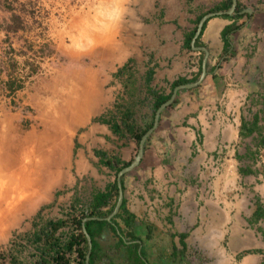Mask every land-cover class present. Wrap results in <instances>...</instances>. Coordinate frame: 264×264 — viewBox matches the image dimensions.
Masks as SVG:
<instances>
[{
  "label": "crops",
  "instance_id": "0c3cea01",
  "mask_svg": "<svg viewBox=\"0 0 264 264\" xmlns=\"http://www.w3.org/2000/svg\"><path fill=\"white\" fill-rule=\"evenodd\" d=\"M224 2L136 0L137 13L121 32L135 40L130 38L127 47H108V111L116 112V102L125 91L114 75L133 59L139 77L135 117L145 126L144 119L153 110L144 103V77L153 73L152 86L159 89L198 74L205 53L186 48V36L198 27L202 14ZM263 2L252 1L249 7L254 12L249 17L235 20L218 15L206 22L201 45L196 47L210 52L208 76L199 87L179 93L176 103L162 114L139 168L123 178V217L130 223L123 218L108 222L97 237V264H138V257L143 264H206L204 259H211L209 264H257L264 258L245 251L257 246L260 232L251 228L257 196L250 191L264 197V175L256 170L260 162L251 160L250 152L257 148L264 152V147L257 133L242 136L243 123L263 109L264 94L258 89L264 85ZM233 23L242 26L227 35ZM228 39L231 52L226 56ZM104 102L94 95L84 117L55 127L48 146L51 156L44 162L49 167L41 174L42 191L25 207L33 214L24 219L14 214L12 226L25 224L26 230L27 223L41 225L44 214L46 221L60 219L62 209L75 198L86 205L96 191L109 188L117 178L97 151L122 162L134 159L136 141L97 121L106 113ZM260 124L264 128V122ZM247 165L256 173L242 174ZM263 197L259 198L264 203ZM194 253L201 255L200 263H195Z\"/></svg>",
  "mask_w": 264,
  "mask_h": 264
},
{
  "label": "rangeland",
  "instance_id": "374dc122",
  "mask_svg": "<svg viewBox=\"0 0 264 264\" xmlns=\"http://www.w3.org/2000/svg\"><path fill=\"white\" fill-rule=\"evenodd\" d=\"M243 1L252 5L253 0ZM139 5L136 0H0L1 253L13 249L12 240L21 243L24 236L34 232L33 224L26 222L30 228L25 230V224L14 227L10 220L14 214L21 219L33 214L25 207L42 191L41 174L49 167L44 162L51 156L48 146L55 137V127H65L73 118L83 116L94 95L103 98L101 105L108 111V47H127L130 38L135 40L121 32ZM143 8L141 5V13ZM261 8L264 10V4ZM14 15L20 18V27L7 31ZM43 23L46 28L49 24L52 32L43 28L39 34ZM45 38L49 41L42 45L40 41ZM44 46L51 48L50 55L40 52ZM10 48L15 68L10 64ZM8 81H14L16 90L8 87ZM258 89L264 94V85H258ZM261 150L259 166L264 171ZM250 192L263 197L260 192ZM84 198L87 200V196ZM65 211L62 209L61 214ZM46 218L44 214L41 223ZM254 227L264 228V220L251 225ZM260 233L261 242L245 251L264 254L256 252L264 250ZM33 253L28 247L19 257L33 263ZM193 256L195 263H200L201 255ZM204 261L212 263L211 259ZM257 264H264L263 256Z\"/></svg>",
  "mask_w": 264,
  "mask_h": 264
},
{
  "label": "trees",
  "instance_id": "16d2710c",
  "mask_svg": "<svg viewBox=\"0 0 264 264\" xmlns=\"http://www.w3.org/2000/svg\"><path fill=\"white\" fill-rule=\"evenodd\" d=\"M224 4L218 5L211 9L209 13L213 12H226L232 6V0H224ZM244 7L239 4L238 9L234 16H229L224 14L223 16L229 19H234L238 17H249V15L242 13ZM208 13V14H209ZM206 14H202L197 23ZM20 18L17 15L12 17V24L8 25L6 28L7 31L13 30L16 31L20 27ZM206 25V24H205ZM198 26V25H197ZM242 25H230L226 34H230L239 30ZM205 27V26H204ZM204 30V29H203ZM197 32V27L186 36L185 47L189 50L192 47V41ZM203 34V31L198 38L196 45H201L200 39ZM230 41L226 43L225 55L227 56L230 51ZM51 48L44 46L40 49V52L43 55H50ZM13 49L10 48V64L15 68L16 63L13 59ZM227 58V57H226ZM202 61L200 62V71L194 77H180L173 82H167L166 87H161L157 89L152 86L153 73H148L144 77V84L146 86L145 97L146 101L144 103L151 104L153 112L149 113L147 119L144 121L147 123L145 126L139 123L138 119L135 117L134 103L136 99V91L138 90V71L135 68V62L133 59H130L123 67H121L118 72L114 75L116 79L120 80L124 84V96H120L116 102L115 111H107L105 114L97 118V121L101 123L111 124L114 132L121 137H126L129 135L137 143V150L139 144L146 134V132L153 126L155 113L164 104L169 100L173 94V91L176 87L184 84H189L197 81L202 72ZM212 72V71H211ZM8 87L11 90H16L14 81L7 82ZM169 89V91H168ZM125 96H128V100L125 99ZM176 103V102H175ZM174 103V104H175ZM116 117H119L117 119ZM264 122V101L262 111L254 114L252 121H246L243 123L242 128L246 130V133L242 131V136H252L254 133H257L258 136H261L260 144L264 147V128L260 124ZM249 153V152H248ZM97 154L101 156L102 163L107 167L109 166L115 172L116 178L118 173L125 167L129 166L130 162H122L117 157L108 158V154L97 151ZM252 158L255 157V153L250 152ZM242 174H251L256 173L252 169L251 165L241 169ZM258 172V171H257ZM119 196V188L117 179L110 187L105 191H96L91 200L87 201L86 205L81 203V200L75 198L74 203H72L67 210L65 215L57 220H47L41 225L34 223V232L31 235L24 236L21 243L18 240H12L13 249L8 253L0 252V263L1 264H86V257L88 253V242L86 235L83 231V226L85 225L89 234L93 239V251L91 255V264L96 263V253H97V237L102 233L108 222L103 220H90L84 222L87 217H98L106 218L109 216L117 203ZM125 203V202H124ZM256 210L250 219L252 224L259 223L264 220V203L261 202L260 198L256 200ZM88 210V212H87ZM125 204H123L120 213L115 217L123 218L126 223H130L128 218L123 217L125 214ZM263 239H264V229H262ZM28 247H32L34 250L33 263H27L23 261L19 256L26 250ZM8 261V262H7ZM138 264H143L140 258H137Z\"/></svg>",
  "mask_w": 264,
  "mask_h": 264
},
{
  "label": "water",
  "instance_id": "95a60500",
  "mask_svg": "<svg viewBox=\"0 0 264 264\" xmlns=\"http://www.w3.org/2000/svg\"><path fill=\"white\" fill-rule=\"evenodd\" d=\"M239 6V0H232V6L231 8L226 11V12H213V13H209L206 16H204L201 21L198 24L197 27V32L195 34V37L192 41V47L195 51H201L205 53V57L203 60V64H202V72L201 75L199 77V79L193 83H189V84H184V85H180L178 87H176L173 91V94L171 96V98L169 100H167L164 104L161 105V107L156 111L155 113V119H154V124L153 126L146 132V134L143 136L137 153L132 161V163L123 168L117 175V183H118V188H119V196H118V200L117 203L115 205V208L113 210V212L107 216L106 218H98V217H87L84 222L90 221V220H99V221H107V222H112L113 219L120 213L123 203H124V189H123V178L129 174L132 173L133 171H135L137 168H139L144 156H145V152H146V147H147V143L150 139V137L157 131V129L159 128L160 125V121H161V117L162 114L164 113V111L171 107L175 102L176 99L179 95V93L183 90H190V89H194L199 87L204 80L206 79V77L208 76V70H207V64H208V59H209V54L210 52L208 51L207 48L205 47H196V42L198 40V38L200 37L203 28L206 24V22L211 19L214 16H218V15H224V14H228L229 16H234L237 9ZM254 11L252 10V8H246L242 13H247V14H252ZM88 212V210H87ZM83 231L86 235L87 238V242H88V253H87V257H86V264H91V255H92V251H93V239L91 237V235L89 234L86 226H83Z\"/></svg>",
  "mask_w": 264,
  "mask_h": 264
},
{
  "label": "flooded vegetation",
  "instance_id": "af4514ba",
  "mask_svg": "<svg viewBox=\"0 0 264 264\" xmlns=\"http://www.w3.org/2000/svg\"><path fill=\"white\" fill-rule=\"evenodd\" d=\"M260 1V0H259ZM247 3H249V2H244L243 0H239V4H241L242 5V7H244V9H243V11L246 9V8H250L249 6L251 5L250 3L249 4H247ZM263 4H264V2H263ZM242 11V12H243ZM245 14H247V13H245ZM247 15H249V14H247ZM250 15H252V14H250ZM241 18H243V17H238V18H234L235 20H237V19H241ZM245 18V17H244ZM233 24H236V25H241V23L240 24H238V23H233ZM243 24V23H242ZM263 100H264V98H263ZM262 148H257L256 149V151H254L253 153H255V157H251V160H259L260 161V159H259V156H260V154H261V150ZM214 159L216 160V158L214 157ZM257 171H258V173H260V174H262V175H264V171L260 168H257L256 169ZM263 221V220H262ZM261 222V221H260ZM259 222V223H260ZM259 223H256V224H259ZM252 224V223H251ZM256 224H253V225H256ZM259 229V231L261 232V234H262V229H264V228H258ZM263 235V234H262Z\"/></svg>",
  "mask_w": 264,
  "mask_h": 264
},
{
  "label": "built area",
  "instance_id": "2783aa9c",
  "mask_svg": "<svg viewBox=\"0 0 264 264\" xmlns=\"http://www.w3.org/2000/svg\"><path fill=\"white\" fill-rule=\"evenodd\" d=\"M44 24V23H43ZM41 25V27L38 29V33L39 34H41V33H43V28L45 29V30H47V32H52V28H51V26L49 25V24H47V28H46V25L44 24V25ZM45 32V31H44ZM43 40V39H42ZM49 41V39H46L45 38V40H43V42L42 41H40V43L42 44V45H44V44H46L47 42ZM28 68H29V66H28Z\"/></svg>",
  "mask_w": 264,
  "mask_h": 264
}]
</instances>
